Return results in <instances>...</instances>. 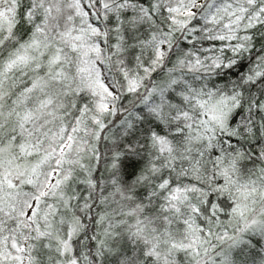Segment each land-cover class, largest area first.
<instances>
[{
	"label": "snow or ice",
	"instance_id": "snow-or-ice-1",
	"mask_svg": "<svg viewBox=\"0 0 264 264\" xmlns=\"http://www.w3.org/2000/svg\"><path fill=\"white\" fill-rule=\"evenodd\" d=\"M0 264H264V0H0Z\"/></svg>",
	"mask_w": 264,
	"mask_h": 264
}]
</instances>
